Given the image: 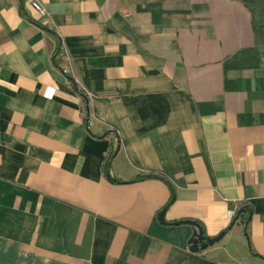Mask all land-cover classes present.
<instances>
[{"label": "crops", "instance_id": "0c3cea01", "mask_svg": "<svg viewBox=\"0 0 264 264\" xmlns=\"http://www.w3.org/2000/svg\"><path fill=\"white\" fill-rule=\"evenodd\" d=\"M23 12L0 0V264H264V0ZM150 174L174 190L166 225L168 184L136 181ZM247 206L250 245L235 224L193 253L192 227L168 225L213 238Z\"/></svg>", "mask_w": 264, "mask_h": 264}, {"label": "trees", "instance_id": "16d2710c", "mask_svg": "<svg viewBox=\"0 0 264 264\" xmlns=\"http://www.w3.org/2000/svg\"><path fill=\"white\" fill-rule=\"evenodd\" d=\"M19 11H20V13L22 15H24L26 17L25 13L23 12V0H19ZM57 41H58V45H57L56 50L54 51V54H56L58 52V50H59V48L61 46L60 40L57 39ZM54 65L56 66V68H59V64L55 60H54ZM69 80L72 82L71 79H69ZM72 84L74 85V88L76 89L74 82H72ZM84 113H85V118H86L87 115H88V105H87V99L86 98L84 99ZM105 137H107V134H103L101 137H96V138H105ZM117 151H118V144H117L115 149H110L108 151V153L106 154V156H105V158L103 160V163H102V168H101L102 172L104 173V175H106V177H108V179H110V181H114L113 179L109 178V171L111 169V162L114 159V157L116 156ZM146 178H160V179H162L163 181H165L168 184V186H169V188L171 190V197H170L168 203L165 205V207L162 210L167 209L172 204V202L174 201V190H173L169 180L166 179L165 177L161 176V175L150 174V175H147V176H139L136 179V181L137 180H143V179H146ZM242 209L245 212L242 213V214H238V212H236L231 224L228 226V228L224 232H228L232 228V226L235 225V224H241V225L244 226V235H245V238H246V240L248 242V245H250L249 232H248V226L250 224V220L249 221H247V220L252 215V208L247 206V207H243ZM246 213L248 215H247V218L245 219L243 217V215L246 214ZM166 224L167 223L165 222V224H162V225H166ZM198 224L200 225V223H198ZM168 225H174V223L168 224ZM202 230H203V228H202ZM203 235L205 236L204 230H203ZM189 247H190V245H189Z\"/></svg>", "mask_w": 264, "mask_h": 264}, {"label": "water", "instance_id": "95a60500", "mask_svg": "<svg viewBox=\"0 0 264 264\" xmlns=\"http://www.w3.org/2000/svg\"><path fill=\"white\" fill-rule=\"evenodd\" d=\"M165 211L166 209L162 210L158 215V221L160 224H165L164 221ZM244 212L245 211L243 209H240L238 211V214H242ZM249 220L250 217L248 218L247 221ZM180 225H189L193 229V235L189 241L190 251L193 253L204 251L208 247H212L213 245L219 243L226 234V232L223 231L213 238L204 236L202 227L196 221L193 220H182L174 223V226H180Z\"/></svg>", "mask_w": 264, "mask_h": 264}, {"label": "built area", "instance_id": "2783aa9c", "mask_svg": "<svg viewBox=\"0 0 264 264\" xmlns=\"http://www.w3.org/2000/svg\"><path fill=\"white\" fill-rule=\"evenodd\" d=\"M30 7H31V9L33 11H35L36 13H38L42 17L47 15L46 10L44 8H42L36 1H32L30 3ZM64 58H65L64 52H63L62 48L60 47L58 52L56 54H54V60L56 62H58V64H59L58 70L62 74L66 75L67 72H68V69H67L66 64H64V62H63ZM228 216L229 217H233V214L232 213H228Z\"/></svg>", "mask_w": 264, "mask_h": 264}]
</instances>
